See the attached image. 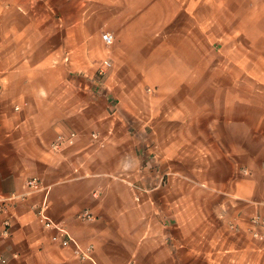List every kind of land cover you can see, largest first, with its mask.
<instances>
[{"label":"crops","instance_id":"1","mask_svg":"<svg viewBox=\"0 0 264 264\" xmlns=\"http://www.w3.org/2000/svg\"><path fill=\"white\" fill-rule=\"evenodd\" d=\"M207 2L218 3L149 0L145 17L135 0H0V199L8 205L0 252L7 264H264V240L248 229L249 216L264 213V78L206 76L216 69L206 62L216 50L205 41ZM104 32L134 45L152 33L151 49L180 57L155 67L165 75L156 83L161 91L181 93L151 95L148 118L134 127L93 130L82 121L88 114L80 101L100 103L104 115L105 95L64 103V75L100 68ZM171 70L177 74L168 76ZM71 131L72 140L52 147ZM33 175L42 189L28 190ZM44 199L52 219L81 245H94L93 258L52 239L55 230L39 217ZM86 210L92 217L82 216Z\"/></svg>","mask_w":264,"mask_h":264},{"label":"rangeland","instance_id":"2","mask_svg":"<svg viewBox=\"0 0 264 264\" xmlns=\"http://www.w3.org/2000/svg\"><path fill=\"white\" fill-rule=\"evenodd\" d=\"M135 1L138 5L141 3L143 14L148 17L149 0ZM212 1L218 3L214 5L207 2L201 10L209 34L205 41L216 49L213 53H207L206 62L213 64L216 69L207 71L206 76L264 78V21L261 20L264 16V0H237L238 4L234 5L229 4L232 0ZM165 35L166 33H158L157 37L164 39ZM138 42L140 43L137 44ZM152 44H156L152 33H142L136 45L133 44V39L115 33V40L112 44H106L108 52L102 59L103 62L105 58H109L112 62L105 73L98 68L93 74L84 76L81 75L83 72H79L77 76L74 72L64 75V78L69 79L66 80L68 83L64 89L68 101L64 103L71 106L75 103V98L90 100L92 96H107L110 105L104 115L100 114V103L97 107H92L91 102L80 99L78 107L82 109L83 106L88 114L82 121L88 123L93 130L104 131L107 126L115 124L134 127L138 120L145 121L150 112L151 95L163 93L162 95L176 96L181 93V87L174 86L164 87V91H161L156 83L165 75L155 67L157 61L166 62L170 66V63H175L180 57L177 58L167 48L151 49ZM176 72L171 70L168 76L177 74ZM82 121L77 119L71 124L79 126Z\"/></svg>","mask_w":264,"mask_h":264},{"label":"built area","instance_id":"3","mask_svg":"<svg viewBox=\"0 0 264 264\" xmlns=\"http://www.w3.org/2000/svg\"><path fill=\"white\" fill-rule=\"evenodd\" d=\"M102 38L106 42V44H112L115 40V36L111 32H104L102 34ZM111 65H112V62L110 61V59L105 58L102 62L100 70L103 73H105ZM75 136H76V131H71L69 133H60L57 136L56 140L53 141L52 147L55 149H59L62 147L63 144H65L69 140H72ZM93 136L98 137V133L93 132ZM26 185L29 191L39 190L43 188L42 180L37 175H33L29 177L26 181ZM38 207H39L38 211H39L40 220L43 221L46 227L52 228L55 230L51 236L55 242H59L60 244L64 246L73 245L75 252L82 258H93L92 253H93L94 245L92 243L87 244V245H81L69 233L68 229L64 225L52 219V217H50L46 213V208H47L46 199L40 202L38 204ZM7 209H8V205H7L6 199L4 198L0 199V214ZM82 216L92 217V214L86 210L82 213ZM5 222L7 225L9 224L8 221H5ZM231 226L235 227L236 224L232 223ZM248 229L253 237L264 240V213L260 211H255L254 213H252L249 216ZM0 264H7V259L1 252H0ZM127 264H141V263L135 259H131L128 261Z\"/></svg>","mask_w":264,"mask_h":264}]
</instances>
